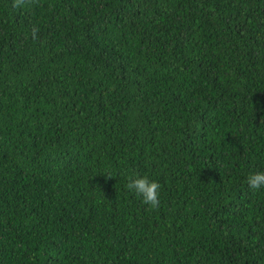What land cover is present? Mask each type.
<instances>
[{
  "label": "trees",
  "instance_id": "trees-1",
  "mask_svg": "<svg viewBox=\"0 0 264 264\" xmlns=\"http://www.w3.org/2000/svg\"><path fill=\"white\" fill-rule=\"evenodd\" d=\"M252 171L264 0H0V264H264Z\"/></svg>",
  "mask_w": 264,
  "mask_h": 264
},
{
  "label": "clouds",
  "instance_id": "clouds-1",
  "mask_svg": "<svg viewBox=\"0 0 264 264\" xmlns=\"http://www.w3.org/2000/svg\"><path fill=\"white\" fill-rule=\"evenodd\" d=\"M37 0H13L14 8L25 7L29 4H35ZM39 33L38 27L31 29V38L37 39ZM105 178H111L110 175H105ZM127 189L133 191L135 195L142 199V202L149 206V209H156L160 205L159 190L161 185L155 181L150 180L147 176H139L132 174L127 177ZM245 183L252 190H259L264 188V171L249 172L245 178Z\"/></svg>",
  "mask_w": 264,
  "mask_h": 264
}]
</instances>
